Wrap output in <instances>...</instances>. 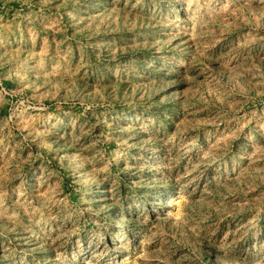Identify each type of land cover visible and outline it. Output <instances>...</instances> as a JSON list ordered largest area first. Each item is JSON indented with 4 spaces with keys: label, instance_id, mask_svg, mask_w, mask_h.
<instances>
[{
    "label": "rangeland",
    "instance_id": "1",
    "mask_svg": "<svg viewBox=\"0 0 264 264\" xmlns=\"http://www.w3.org/2000/svg\"><path fill=\"white\" fill-rule=\"evenodd\" d=\"M0 264H264V0H0Z\"/></svg>",
    "mask_w": 264,
    "mask_h": 264
}]
</instances>
